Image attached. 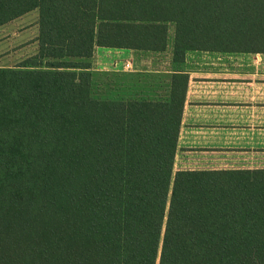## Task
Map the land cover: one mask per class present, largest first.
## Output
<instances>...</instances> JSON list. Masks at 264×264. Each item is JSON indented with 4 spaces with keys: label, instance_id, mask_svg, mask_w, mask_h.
Wrapping results in <instances>:
<instances>
[{
    "label": "trees",
    "instance_id": "1",
    "mask_svg": "<svg viewBox=\"0 0 264 264\" xmlns=\"http://www.w3.org/2000/svg\"><path fill=\"white\" fill-rule=\"evenodd\" d=\"M34 12L0 68V264H264V169L174 171L188 55L264 54V0H0V29Z\"/></svg>",
    "mask_w": 264,
    "mask_h": 264
},
{
    "label": "crops",
    "instance_id": "2",
    "mask_svg": "<svg viewBox=\"0 0 264 264\" xmlns=\"http://www.w3.org/2000/svg\"><path fill=\"white\" fill-rule=\"evenodd\" d=\"M95 54L115 69L136 56L107 48ZM186 63L174 171L264 169V54L200 52L189 54Z\"/></svg>",
    "mask_w": 264,
    "mask_h": 264
},
{
    "label": "rangeland",
    "instance_id": "3",
    "mask_svg": "<svg viewBox=\"0 0 264 264\" xmlns=\"http://www.w3.org/2000/svg\"><path fill=\"white\" fill-rule=\"evenodd\" d=\"M37 16V12L28 14L0 29V68L16 67L26 56L36 51L37 46L34 39L37 36L35 27ZM170 58L169 52L158 55L145 52L136 53L133 59L126 61L130 67L125 72H161L169 68ZM92 61L94 68H102L100 70L104 71L102 73L115 70L111 64L107 63V60L100 62L96 54ZM116 68L119 70V67Z\"/></svg>",
    "mask_w": 264,
    "mask_h": 264
},
{
    "label": "built area",
    "instance_id": "4",
    "mask_svg": "<svg viewBox=\"0 0 264 264\" xmlns=\"http://www.w3.org/2000/svg\"><path fill=\"white\" fill-rule=\"evenodd\" d=\"M129 67H130L129 63L127 62L123 63V71L129 69Z\"/></svg>",
    "mask_w": 264,
    "mask_h": 264
}]
</instances>
